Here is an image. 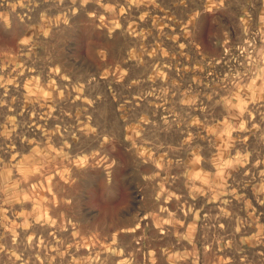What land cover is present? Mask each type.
<instances>
[{"label": "rangeland", "instance_id": "obj_1", "mask_svg": "<svg viewBox=\"0 0 264 264\" xmlns=\"http://www.w3.org/2000/svg\"><path fill=\"white\" fill-rule=\"evenodd\" d=\"M0 264H264V0H0Z\"/></svg>", "mask_w": 264, "mask_h": 264}]
</instances>
